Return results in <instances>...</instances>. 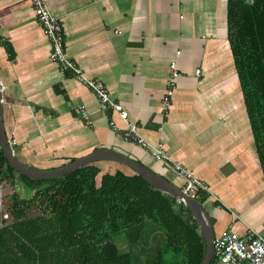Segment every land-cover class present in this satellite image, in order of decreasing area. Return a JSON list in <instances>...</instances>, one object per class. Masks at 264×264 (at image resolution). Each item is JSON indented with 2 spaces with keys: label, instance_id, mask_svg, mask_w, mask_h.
I'll list each match as a JSON object with an SVG mask.
<instances>
[{
  "label": "crops",
  "instance_id": "0c3cea01",
  "mask_svg": "<svg viewBox=\"0 0 264 264\" xmlns=\"http://www.w3.org/2000/svg\"><path fill=\"white\" fill-rule=\"evenodd\" d=\"M44 2L85 76L106 87L145 140L161 143L170 160L206 183L201 205L213 239L230 227L264 237V179L229 46L228 0ZM49 53L29 0H0L2 120L18 162L53 170L104 149L182 190L181 177L109 128V119L123 124L100 109L88 87L60 72ZM171 62L181 76L165 109ZM93 163L103 173L121 169Z\"/></svg>",
  "mask_w": 264,
  "mask_h": 264
},
{
  "label": "trees",
  "instance_id": "16d2710c",
  "mask_svg": "<svg viewBox=\"0 0 264 264\" xmlns=\"http://www.w3.org/2000/svg\"><path fill=\"white\" fill-rule=\"evenodd\" d=\"M227 21L264 179V0H228ZM119 166L103 173L90 163L62 178L35 180L14 171L0 148V189L7 191L0 207L10 216L0 219V264H130L117 235L142 246V264H200L206 245L189 210Z\"/></svg>",
  "mask_w": 264,
  "mask_h": 264
},
{
  "label": "built area",
  "instance_id": "2783aa9c",
  "mask_svg": "<svg viewBox=\"0 0 264 264\" xmlns=\"http://www.w3.org/2000/svg\"><path fill=\"white\" fill-rule=\"evenodd\" d=\"M29 2L35 13L37 23L49 41L50 61L58 66L60 72L71 75L88 87L98 99L100 109L104 112H113L123 124V127H120L109 119V128L120 133L124 141L145 150L153 159L162 162L172 173L181 177L185 182L181 191L190 198L199 200L202 195L208 194L209 190L205 182L195 178L182 165L170 160L161 143L152 144L145 140L141 136L138 126L129 120L128 113L123 106L110 98L106 87L101 82L86 77L75 61L68 56L63 28L59 19L50 13L44 0H29ZM180 76L175 62H171L162 97V104L165 109L170 107L171 98ZM78 112L88 122L84 108L79 107ZM9 145H15V141L12 140ZM175 203L184 207L178 198H175ZM212 247L214 255L211 264H264V237L252 229H248L243 235H239L230 227L213 239Z\"/></svg>",
  "mask_w": 264,
  "mask_h": 264
},
{
  "label": "water",
  "instance_id": "95a60500",
  "mask_svg": "<svg viewBox=\"0 0 264 264\" xmlns=\"http://www.w3.org/2000/svg\"><path fill=\"white\" fill-rule=\"evenodd\" d=\"M2 95L0 86V148L2 149L4 156L9 164V166L19 174L35 180H44L47 178H62L65 175L72 173L81 167L88 165L96 161H112L122 165H125L132 169L135 173L142 176L152 187L170 194L174 198L181 200L185 208L189 210L193 218L199 224L202 237L206 245V251L204 258L200 264H211L213 259V233H212V223L208 212L201 205L199 200L190 198L188 195L184 194L180 189L174 187L168 180L153 173L151 170L146 168L140 163L128 159L126 156L112 152L108 150H96L90 155L80 157L75 159L73 162L57 169L53 170H39L31 166H24L18 162L14 156L13 150L9 145L2 120Z\"/></svg>",
  "mask_w": 264,
  "mask_h": 264
},
{
  "label": "rangeland",
  "instance_id": "374dc122",
  "mask_svg": "<svg viewBox=\"0 0 264 264\" xmlns=\"http://www.w3.org/2000/svg\"><path fill=\"white\" fill-rule=\"evenodd\" d=\"M9 192H10V190H9ZM0 208H1L0 209V219L3 218L6 220H9L10 216H9L8 212L6 211L5 206L0 207ZM114 241L118 245V247L122 253H126V252L129 253V256L131 259L130 264H142V246H140V245L128 246L124 242L123 235L114 236Z\"/></svg>",
  "mask_w": 264,
  "mask_h": 264
}]
</instances>
